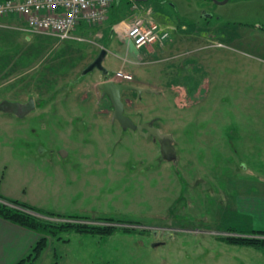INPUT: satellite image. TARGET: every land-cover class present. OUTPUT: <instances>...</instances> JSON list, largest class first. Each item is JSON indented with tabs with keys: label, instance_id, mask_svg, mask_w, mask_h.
Wrapping results in <instances>:
<instances>
[{
	"label": "rangeland",
	"instance_id": "obj_1",
	"mask_svg": "<svg viewBox=\"0 0 264 264\" xmlns=\"http://www.w3.org/2000/svg\"><path fill=\"white\" fill-rule=\"evenodd\" d=\"M119 4L85 42L52 43L35 72L0 77V105H26L48 85L60 99L25 115L0 111V196L85 218L38 215L56 225L117 229L41 234V252L27 264H264L263 249L230 243L264 242L254 233L264 232V0ZM148 10L174 31L137 50L125 29ZM103 51L110 76L125 71L145 90L123 93L125 115L154 119L172 136L176 163L106 114L102 73H85ZM183 82L190 97L173 90Z\"/></svg>",
	"mask_w": 264,
	"mask_h": 264
},
{
	"label": "crops",
	"instance_id": "obj_2",
	"mask_svg": "<svg viewBox=\"0 0 264 264\" xmlns=\"http://www.w3.org/2000/svg\"><path fill=\"white\" fill-rule=\"evenodd\" d=\"M149 6V4H146L145 7L148 8ZM147 12H150V17L154 20L153 11L148 10ZM25 26V22L21 19H0V43L3 42V45L8 46L7 50L4 46L0 45V77H24L35 72L41 61L51 51L52 43L63 47H70L73 46L72 43L85 42V35L93 34V29L96 27H79L75 31L74 37L77 39L81 38L83 39L82 41L69 40L60 42L53 36L30 34L24 31ZM169 30L174 31V28L171 27ZM3 31H7V33ZM8 35H10V38L15 39L16 43L21 41L20 45H12V39L8 40ZM193 40L187 39L190 43ZM196 40L194 42H197ZM41 76L44 77V75ZM49 88L50 86L48 85V89L45 90L44 86L42 89L36 88L32 90V95L28 101H33L35 108H44L46 105L48 106L50 101L59 104V96ZM179 88L182 89L184 95L186 94L185 97H190L191 91L185 83L175 85L173 90L176 91ZM40 238L41 235L37 232L0 218V264H27L33 262L28 259Z\"/></svg>",
	"mask_w": 264,
	"mask_h": 264
},
{
	"label": "built area",
	"instance_id": "obj_3",
	"mask_svg": "<svg viewBox=\"0 0 264 264\" xmlns=\"http://www.w3.org/2000/svg\"><path fill=\"white\" fill-rule=\"evenodd\" d=\"M116 0H0V19L16 18L25 22L24 31L30 34L49 35L60 42L79 40L75 31L82 26L94 27L104 23ZM148 13V12H147ZM138 15L129 24L126 35L137 50L163 45L171 32L148 14ZM131 83L133 75L121 71L115 77Z\"/></svg>",
	"mask_w": 264,
	"mask_h": 264
},
{
	"label": "trees",
	"instance_id": "obj_4",
	"mask_svg": "<svg viewBox=\"0 0 264 264\" xmlns=\"http://www.w3.org/2000/svg\"><path fill=\"white\" fill-rule=\"evenodd\" d=\"M118 0L115 1L114 5L111 7L109 14L114 10V7L117 6V9L119 10L120 4L116 5ZM212 1V0H210ZM143 4V3H142ZM34 215H33V214ZM37 215L46 216V217H58V218H66L70 220H85L83 217L78 216H69L65 217L62 215H57L54 213H49L42 211L40 209H37L33 206H30L28 204L21 203L17 200H11L4 198L0 196V218L6 221H9L13 224H16L20 227L32 230L37 232L38 234H42V236L51 235V236H57L63 232H76V233H83V234H93V235H101V236H111L115 232H117L116 228L112 227H102V226H93V225H72V224H61L56 225L48 220L39 218ZM104 222H108L110 224L114 223H120V224H128V222H121L116 221L114 219H106ZM72 226V227H71ZM126 233H132L126 231ZM255 235L257 234H264V232H254ZM45 242V237H41L39 242L37 243L36 247L33 250V253L30 255L29 259L30 261H34L35 256L37 252H41V248L43 243ZM230 243L233 244H244L247 246H254L258 247L264 250V242H261L256 239H250L245 241H232Z\"/></svg>",
	"mask_w": 264,
	"mask_h": 264
},
{
	"label": "water",
	"instance_id": "obj_5",
	"mask_svg": "<svg viewBox=\"0 0 264 264\" xmlns=\"http://www.w3.org/2000/svg\"><path fill=\"white\" fill-rule=\"evenodd\" d=\"M136 3H145L149 0H133ZM230 0H212V2L217 4H226ZM107 56V52L103 51L87 68L85 71L86 75L88 73L94 72L95 70L100 71L101 81L97 83V88L102 92V96L106 97L114 109L113 112V121H118L119 124L124 129H131L133 131H137L141 136L145 138H152L155 141H158L162 155L169 160L168 154L174 151L173 147V138L170 135H164L161 131L152 126L151 123H142L140 125L136 124L132 121L131 118L125 115V105L123 102L122 95L124 92H137L139 94L145 92L144 89L139 87H135L133 85H127L115 82V79L110 76L108 70H106L103 66V62ZM104 76V77H103ZM33 101H30L26 105L13 104L9 102H3L0 105V111L11 112L17 115H25L34 109ZM38 216V215H37Z\"/></svg>",
	"mask_w": 264,
	"mask_h": 264
},
{
	"label": "flooded vegetation",
	"instance_id": "obj_6",
	"mask_svg": "<svg viewBox=\"0 0 264 264\" xmlns=\"http://www.w3.org/2000/svg\"><path fill=\"white\" fill-rule=\"evenodd\" d=\"M99 56V55H98ZM97 56V57H98ZM96 57V58H97ZM104 77V76H103ZM78 83V82H77ZM75 84V83H74ZM122 84H124V83H122ZM126 94V93H125ZM100 97H101V99H103V100H105V102H106V104H107V111H106V114L108 115V116H110V117H113V112H114V109L112 108V105H111V103H110V101L106 98V97H103L102 96V92H101V94H100ZM26 102H30V101H26ZM123 102H124V105H125V107H126V105H127V103L129 102V99H128V97H126V95H124V98H123ZM55 104V102L54 101H50L49 103H48V106H49V104L51 105V104ZM57 104V103H56ZM47 105L44 107V108H46V107H48ZM142 123H151L152 124V126H154V127H156V128H158V126H157V123H156V121L154 120V119H150V120H147V121H144V122H141V123H136V124H138V125H140V124H142ZM159 129V128H158ZM137 132V131H136ZM155 141V140H154ZM155 142H158V141H155ZM159 143V142H158ZM172 144H174V143H172ZM163 158L166 160V161H169V162H172V163H176L177 162V155H176V152L175 151H173L172 153H169L168 154V158H169V160H167L164 156H163Z\"/></svg>",
	"mask_w": 264,
	"mask_h": 264
}]
</instances>
